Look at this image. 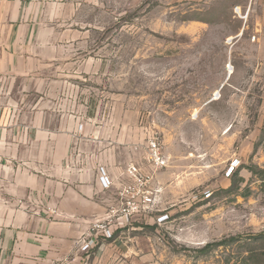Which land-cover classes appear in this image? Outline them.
Listing matches in <instances>:
<instances>
[{
  "label": "crops",
  "instance_id": "0c3cea01",
  "mask_svg": "<svg viewBox=\"0 0 264 264\" xmlns=\"http://www.w3.org/2000/svg\"><path fill=\"white\" fill-rule=\"evenodd\" d=\"M236 4L242 24L229 40L242 41L245 54L236 69L254 68L258 82L264 0ZM103 8L104 0H0V264H210L175 252L163 234L173 223L157 221L191 207L178 205L194 192L177 148L163 138L167 163L157 167L149 112L104 108ZM131 165L156 199L146 204L138 194L137 211L123 216V188L136 181ZM100 167L113 181L108 188ZM97 222L113 237L94 231Z\"/></svg>",
  "mask_w": 264,
  "mask_h": 264
},
{
  "label": "rangeland",
  "instance_id": "374dc122",
  "mask_svg": "<svg viewBox=\"0 0 264 264\" xmlns=\"http://www.w3.org/2000/svg\"><path fill=\"white\" fill-rule=\"evenodd\" d=\"M208 1L104 0V108L149 112L163 156V138L177 148L183 182L201 198L212 192L178 202L191 207L175 211L174 230L163 233L172 249L200 263L240 264L237 242L198 250L264 232V179L249 170H264V78L236 69L245 60L242 41L229 40L242 24L239 0ZM233 158L241 161L233 180L243 181L228 193Z\"/></svg>",
  "mask_w": 264,
  "mask_h": 264
},
{
  "label": "built area",
  "instance_id": "2783aa9c",
  "mask_svg": "<svg viewBox=\"0 0 264 264\" xmlns=\"http://www.w3.org/2000/svg\"><path fill=\"white\" fill-rule=\"evenodd\" d=\"M148 147H149V152H150V157L151 160L155 163L157 167H164L166 166V159L162 154V144L161 140L158 137V135H153L149 140H148ZM241 164V161L238 159H234L231 162V165L228 169L227 176L231 175L236 168H238ZM100 172V182L101 184L105 187L108 188L112 185L113 181L110 178V176L107 174V170L104 167H100L99 169ZM128 173L135 178V184H128L123 188L122 194L126 197H129V199L125 203V207H123L120 212L122 213L123 216H128L130 214H133L134 212L137 211L138 207L136 206V203L134 202V199L136 196L140 193L143 194V202L146 204H152L154 198L152 197L153 192L152 191H143V187L145 184L148 182L149 178H145L143 176H140L139 174V169L131 165L128 168ZM201 193L196 192L193 193V199L194 200H202V199H208L212 196V192L209 190H205L203 192V198L200 197ZM115 212H112V215H114ZM171 219L169 214H162L157 218V221L159 223H164L167 222ZM94 231H101L104 233L105 237L107 238H112L113 237V231L112 229L108 226L106 227L102 222H97L94 225ZM95 246V241L94 239L88 238L82 241L81 243V249L85 252H89L93 247Z\"/></svg>",
  "mask_w": 264,
  "mask_h": 264
},
{
  "label": "trees",
  "instance_id": "16d2710c",
  "mask_svg": "<svg viewBox=\"0 0 264 264\" xmlns=\"http://www.w3.org/2000/svg\"><path fill=\"white\" fill-rule=\"evenodd\" d=\"M262 138L264 140V126L261 129ZM250 172L254 175H258L264 179V170L252 165L249 168ZM232 183L228 188L225 189L226 192L231 193L234 189H237L240 182L243 181V178H237V180H233L235 177H238L237 172L232 173ZM231 174V175H232ZM229 175V176H231ZM237 242L238 247L244 250V252H240V264H264V232H260L253 235L247 236H230L227 238H223L221 240H217L211 243L206 244L203 248H200L198 251L200 253H207L211 248H216L220 246H227Z\"/></svg>",
  "mask_w": 264,
  "mask_h": 264
}]
</instances>
